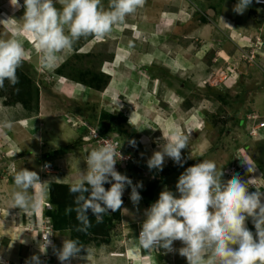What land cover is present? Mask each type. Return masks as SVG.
I'll return each instance as SVG.
<instances>
[{
    "label": "crops",
    "instance_id": "1",
    "mask_svg": "<svg viewBox=\"0 0 264 264\" xmlns=\"http://www.w3.org/2000/svg\"><path fill=\"white\" fill-rule=\"evenodd\" d=\"M236 3L237 0H145L143 7L138 8L134 14L126 17L124 24L116 26L113 31L105 37L112 40H114L113 38L117 39L116 42L118 47L116 54H114L113 60L108 62L112 64L109 86L114 90L117 96L121 95L120 99L122 100L120 101V105L112 101L110 103L113 104L112 107L114 110L124 113L130 126L136 130V135L132 136L130 141L136 140L140 146H143L147 150L153 147L152 152H155L157 149L160 150L165 139L171 138L173 133L195 137L198 133L200 134V131H204L205 127L202 128L200 123L203 121H201V117L198 115L195 119L193 118L190 120V115L186 114V109H180L181 103L177 105V101L175 100L173 103L166 100L169 103L170 114L167 112L163 113L162 111L165 110L164 108L161 110L156 107L150 108L144 106L140 101L144 93L148 91L151 92V89H156L159 83L162 84V86L159 87L162 91L161 95L166 96L168 94L172 99L181 97L173 88V91L168 93L170 88L167 87V85H169L168 79L170 78L172 80L173 76L168 73L169 69H173L180 77L184 67L188 68L187 66H190L189 64L194 66L195 64L193 61H199V68L205 65V68L210 69L208 72H204L201 75L202 77L216 68H226V65H231L235 70L234 75L236 76L233 78L232 84H236L237 79L243 78L246 80L249 79L252 84L260 81L257 85L260 84L261 87H264V84H261V82L264 83V33L261 34L259 27L255 26V17L249 15L252 13L246 10L243 14H238L233 10ZM204 8L209 9V12H214L216 16L212 18L211 21H199L200 23L197 22L191 27L194 20H198V16H201ZM195 9H199V11L196 12ZM198 12L201 13L198 14ZM260 30L262 31L263 28H260ZM169 32L173 33L170 35ZM180 36H186V42L182 43L183 40ZM213 38L215 44H218L214 51H211L213 50V47H211L213 46V43H211V39ZM258 38L259 40L261 38L260 41H262L263 44L261 42L260 48H256L254 54L260 57L256 59L257 61L248 64L246 60L244 62L243 59H241V49L243 46L252 47L254 43H257L256 39ZM180 47L182 48L181 50L185 49L186 52L180 53ZM247 49L252 50V48L249 47ZM210 52L219 53L221 56L220 61L219 58H217L218 55H215L210 63L204 60L203 57L207 56ZM145 66L155 67V69L158 70L162 68L161 71L166 72L167 77H154L153 73V77H151V75L150 77L143 75L142 69ZM177 82H180L182 85L181 89L186 88L185 79L182 80L179 78ZM192 82L198 83V79ZM192 82L188 81L187 83ZM70 86L73 85L70 84ZM72 89L74 91L72 95L73 99L80 100L83 103L88 102L90 100L89 94H93V91H96L77 82ZM90 90L91 92H89ZM85 91L87 94L82 96V93ZM252 93L253 92H250L248 94L253 98ZM260 94L261 92L259 91V94L254 96V102L248 101L249 104L245 105L249 112H251L250 106L253 108L259 106L262 100V98H258ZM262 95L264 96V94ZM98 97H102L101 100H104V102L110 100V97H104L103 93L99 94ZM260 97L262 96L260 95ZM257 98L258 101L256 102ZM137 100H139L140 104L137 103ZM158 106L159 108L161 107V105ZM256 111L257 112L252 110V112L260 115V117L255 116V120L248 118L249 115L246 114L249 112L244 115V117H246L245 125L246 122L248 124L247 128H249L252 123L258 124L259 121L264 119V113L262 111L260 112V110ZM69 112L75 115L74 112ZM61 114V111H46L45 115H36L34 119L32 118L28 121H26V119L14 120V122H12L13 127L11 129H6L5 132L10 140L9 144H5L4 141H2V135L0 134V146L3 148L4 153L3 157H0V166L2 170L9 173L7 175L9 177L6 176L7 178H2L0 181V214H3V211L9 212V216L15 214V219H19L20 217L21 219L25 218L23 215L24 212H21L18 208H13L12 205V193L17 190L13 182V177L18 169H28L26 164H28L27 161L30 158H32V163L36 158L37 162H39V160L45 161L41 167L35 170L41 182H44L43 185L39 183L36 184L32 190L36 206L26 211L34 213L37 221L41 220V217L45 216L48 210L46 203L50 201L49 183L58 182L73 184L79 178L81 171L86 169L87 165L83 148H89L90 152L91 147L87 146L85 142L80 143L78 147L66 144L68 139L75 137L77 130L71 127L74 131L66 133L68 130L67 125L71 126L72 124L70 121H65L64 117H61ZM244 117H241V119L243 120ZM55 119L57 120L56 122H54ZM152 119L156 123L158 122L157 120L160 121L155 125L150 121ZM186 119L189 120L186 121ZM240 125H242V123ZM66 135H69V137ZM40 137L45 140L50 139L51 141V138L54 137L56 140L55 142H62L58 145L60 147L53 146L55 149L47 150L44 146H39V142L41 143ZM154 138H160L163 141L158 143ZM126 143L130 144L129 141ZM67 146L69 147L67 151L58 154L63 156H58L56 154L51 157L52 159L48 160L51 152ZM206 146L209 148L210 143L206 142ZM134 147L136 148L137 146L134 145L133 148ZM13 151L14 154L11 153ZM148 151L149 153L151 152L150 150ZM219 152H221V150L219 146H216L214 155H218ZM185 153L186 149L182 150V155ZM57 156L62 159H58ZM227 157L230 165L236 159L238 169L236 173H233L227 178L226 169L229 166L225 167L223 169L225 180L231 179L235 174H239L242 179H252V182H255L257 185L253 187L250 186V184V192L257 191V189L264 192V174H260L262 172L261 169H264V165L255 162L256 160L254 161L253 157L249 154L240 152V148L236 150L235 154L231 153ZM2 160L5 161V163L2 164ZM47 163L54 169L52 172L60 171L59 174L50 171L48 174L46 173V175H44L43 166ZM136 165L135 163L130 167L134 172H132L133 174L130 173L131 178L128 177L137 184H142V180L145 177V170H150L151 174L149 175L153 177V179L148 180V183L159 178L156 173L157 169H149L148 165H141V170L135 171L137 169ZM248 169L250 171H248ZM170 184L171 181L168 180L165 186H161L157 198L152 203L146 204L142 198L138 205H134L131 201V188L129 187L124 197L125 199L120 209V214L126 210L127 214L125 218L127 216L132 217L143 208L148 209L151 204L158 200L160 192L165 189L172 191L178 196L179 193L176 187H172ZM146 185H143V187ZM137 190L141 193L139 188ZM122 221L123 224L121 229L117 232L118 235H116V231H114L115 229L113 228L110 232V239L108 241H101L102 236H98L99 241L92 240L87 243H82L83 249L81 250L79 258L72 260L71 264H162V259H164L166 263L168 262V254L170 253L165 252V250L158 249L149 252L139 245L137 235L143 222L138 226L134 222L126 223L124 220ZM246 224L247 227L255 233L256 230L251 218L246 221ZM26 232L27 234L24 235H27V237H24L22 241L20 240L21 245L17 246L18 250L21 251V249H23L25 252L23 255L20 254V251L14 255L12 254V258L15 260H24L25 258L30 260L33 255H37L41 260L40 251L36 249L40 244L38 229H28ZM70 234L68 230L63 232L56 231L55 240L58 247L62 246L64 239H71ZM176 243H178V241H175V244ZM107 245H110L109 247L113 245L115 248L106 247ZM112 251H125V256H110L109 254ZM55 258L56 264H60L56 255L53 259Z\"/></svg>",
    "mask_w": 264,
    "mask_h": 264
},
{
    "label": "clouds",
    "instance_id": "2",
    "mask_svg": "<svg viewBox=\"0 0 264 264\" xmlns=\"http://www.w3.org/2000/svg\"><path fill=\"white\" fill-rule=\"evenodd\" d=\"M255 2L259 4L264 0ZM252 3L253 0H237L233 10L243 14ZM11 4L17 10L23 7L24 14L19 21L9 19L16 23L22 20V28L34 37L41 64L54 70L79 40L88 37L103 40L116 26L124 24L126 17L143 7L145 0H108L107 8L103 0H23V5L19 0H11ZM248 47L254 52L258 46ZM26 55L27 50L20 39L0 38V88L4 87L5 81L11 85L19 83L17 72ZM109 71L111 74L112 70ZM262 121L264 119L259 123ZM12 127L11 120L0 121V128ZM115 135L119 138L118 134ZM188 139L187 135L180 133H173L171 138L165 139L160 150L148 160L149 169L162 170L166 157L183 166L182 150L187 148ZM129 143L135 145V141ZM120 148L106 143L91 150L86 159V169L70 186L76 207L69 211L77 214L81 224L78 231L86 232L92 226L89 210L97 223L102 222L109 210H119L126 188H131L130 199L134 205L142 199L137 189L143 185L133 184L130 176L116 170L117 162L123 158ZM13 182L17 189L12 193L13 208L20 209L26 216V211L36 206L32 190L36 184L43 185L44 182L36 171L26 168L15 172ZM251 183L252 179L244 180L239 174L225 180L223 169L218 168L214 161L202 160L187 167L176 184L179 195L165 189L160 192L158 200L145 210L139 234L141 247L149 252L158 249L168 253L178 251L186 258L187 264H264V192L258 189L250 192ZM105 184H110V188L106 189ZM46 207L48 210L52 207L50 201ZM28 217L30 221L36 220L32 212ZM249 218L255 233L247 227ZM33 224L39 231L42 254L52 247L60 264H71L72 260L79 258L83 247L78 239H64L59 249L55 247V234L59 230L53 227L47 214ZM46 227L52 233L50 239L48 235L43 240ZM175 241L183 245L178 250L173 247ZM26 264H42V261L33 255Z\"/></svg>",
    "mask_w": 264,
    "mask_h": 264
},
{
    "label": "rangeland",
    "instance_id": "3",
    "mask_svg": "<svg viewBox=\"0 0 264 264\" xmlns=\"http://www.w3.org/2000/svg\"><path fill=\"white\" fill-rule=\"evenodd\" d=\"M170 1V0H168ZM20 4L23 5V0H19ZM104 6L108 5V0H103ZM259 7H258V6ZM262 6V7H261ZM59 7V5H57ZM261 7V8H260ZM107 8V6H106ZM196 12L199 11V9H195ZM247 11H249L252 14H249L250 16L255 17V26L259 27V31L261 34L264 33V5L263 4H257L255 0H253V3L247 8ZM248 12V13H249ZM201 12H198V14ZM24 14V8L21 7L19 10L15 9L14 6L11 4V0H0V38L8 39V38H18L20 39L24 47L27 50V55L25 58V61L23 63V66L20 68L22 70L23 74H27L30 76L33 82H36L38 87L40 88V96L38 100L39 104V112L35 113V108L33 110H29L22 101L18 100L20 98H28V93L30 90H28L25 86H17V85H11L8 83V81H5L8 83V89L4 92H0V121H3L5 119H9L12 122L18 121L20 119H26V121L30 119H34V116L38 115H45L46 111H61L62 116L64 117L65 121L69 122L71 119H69V116H72L74 118L73 122L70 121L72 124L67 125L69 131H74L76 129L77 133L74 138L68 139L66 144L73 145V147H78L80 143L87 142L85 137H87V130L85 129V126L82 125V121L85 123H90V125H98V126H105L108 124V122L105 119H102V115L104 112L109 113H116L118 110H114L112 107L113 104L110 102H114L118 105H120V101L122 99L121 95H116L113 89L110 88L108 85L107 87L101 91L96 90L93 91V94L90 93V100L88 102L83 103L80 100L73 99V89L72 87L76 83V81L73 80L69 75H71V71H74L76 75L80 78L79 74L76 72L87 71L86 73H90V75H99V74H106L107 76H110L111 65H108L109 61L113 60L114 54H116V50L118 47L117 39L113 38L109 39L104 38L103 40H96L93 37L88 38H82L79 40L76 45L74 46L73 50L70 53H67L64 56V59L59 63V66L56 67L54 70L48 69L44 67L41 64V54L39 53L37 49V45L35 43L34 37L31 33L26 32L22 28V20L19 23L14 22L13 20L9 18H15L17 21H19ZM195 15V14H194ZM216 14L212 11L209 12V9L204 8V11H202L201 16H198V20H194L192 23L193 27L197 22H206L211 21L212 18H214ZM209 20H208V19ZM200 21V22H199ZM260 28H263L261 31ZM186 31V30H185ZM170 35L173 32H169ZM261 36V35H259ZM173 37V36H172ZM181 37V36H180ZM182 43L186 42V36L181 37ZM211 43H213V47L211 51H214L217 44H215L214 38L211 39ZM257 40V43H254L253 46H258L257 48H260L261 45V38ZM93 43V45H92ZM120 44V43H119ZM256 44V45H255ZM263 44V42H262ZM120 47V46H119ZM210 47V48H211ZM247 46H244V49H246L250 55H253L251 58L252 60H246L245 57H242L243 61L250 64L254 61H257L256 59L260 56L255 54L254 52H250L251 50L247 49ZM182 48L180 47V50ZM186 50H181L180 53H185ZM209 55V56H208ZM207 56L203 57L204 60H206L208 63L212 61V58H214L215 55H218L217 58H219L220 61V55L217 52H210ZM116 56V55H115ZM257 56V57H256ZM255 58V60H254ZM108 63V64H107ZM195 64L194 66L192 64H189L190 66H187L188 68L184 67L182 70V74L179 77L178 73H175L173 69H169L168 73L173 75L172 80L169 78V85L167 87H170L168 90V93L173 91V89L176 91V93H179L181 97H175L172 99L169 97L170 95H161V89H159L160 86H162L161 83L158 84L156 89H149L151 92H146L141 97L140 101L144 106H148L150 108L156 107L157 109H165L162 112L169 113V103L167 101H170L171 103L175 101L178 105L181 103L180 109H186V114L190 115V120L193 118L195 119L198 115L201 117V127L204 128V131H200V134L198 133L195 137L194 136H188V145L186 148V153L182 155L183 160V166L178 165L176 162H174L171 158L166 157L165 162L163 165L162 170L156 171L158 176H162L165 171L168 169L169 176L171 178V184L170 186H175L178 182V178L187 167L192 166L194 164H197L201 162L202 160H210L214 161L218 168L224 169L225 167L230 168L228 171L226 169V177L228 178L233 173H236V170L238 169V164L235 161L230 165V162L228 161V157L231 153L236 152L237 149L240 148V152H244L246 154H249L253 157L254 161L258 159L262 165H264V128L261 130L259 129L257 133L254 134V136L251 135V129L253 128V123L247 128V122L245 125V119L242 125L239 124V120L241 117H244V115L249 112L247 107L245 105L249 104L248 101L254 102V96L259 94V91L261 92V96H258V98H262V100L259 103L258 107L253 108L250 106V111L246 115H249L248 118L253 116L260 115L252 112V110L257 112L256 110H260L264 113V87H261V85H257V83H260V81H257L255 84H252V82L249 79H243L239 78L236 81V84H232V80L234 77V69L231 65H226V68H216L215 70L203 75H201L205 72H208L210 69L205 68V65H203L202 68H199V61H193ZM64 65H66L64 67ZM255 66V65H253ZM64 67V68H63ZM257 67V66H256ZM62 69L64 74H59L57 69ZM74 69V70H73ZM153 69V72H152ZM161 69H155L152 67H144L142 69V74L151 77H167V74L165 75ZM153 73V76H152ZM175 73V74H173ZM177 74V75H176ZM186 74V76H185ZM85 75V74H84ZM84 75L82 77H84ZM76 77V78H78ZM111 77V76H110ZM181 78L182 80L185 79L186 81V90L181 89L180 82H177V80ZM198 79V83L192 82ZM188 81H191L192 83H187ZM72 84L73 86H70ZM261 84H264L261 82ZM165 85V84H164ZM109 87V88H108ZM173 88V89H172ZM92 89V88H91ZM93 90V89H92ZM91 92V90L89 91ZM101 92V93H100ZM253 92V98L249 96L248 93ZM255 92V93H254ZM104 97L109 98L110 100L104 102V100H101L102 97H98L99 94H102ZM140 93V92H139ZM87 92H83L82 96H85ZM258 98L256 102L258 101ZM17 99V100H16ZM167 100V101H166ZM36 98H34L33 101L29 100L30 105L35 104ZM137 103L140 104L139 100H137ZM158 105H161L159 108ZM179 110V109H178ZM31 111V112H29ZM69 111L74 112L75 115L71 114ZM89 112V116L84 117V112ZM67 112V113H66ZM76 112V113H75ZM81 112V114H80ZM202 112V114H201ZM81 115V116H79ZM60 117V118H61ZM91 120H90V119ZM17 119V120H16ZM256 119V117L254 118ZM189 119H186L188 121ZM57 120L55 119L54 122ZM92 121V122H90ZM153 124H157L160 120L155 121L150 120ZM255 122V121H254ZM154 125V126H155ZM125 126L127 131L129 130L133 136L136 135V130L130 126L127 118L125 121ZM255 126H258L256 123ZM73 127V128H71ZM244 128V129H243ZM4 130V132H3ZM6 129L0 128V134L2 135V141L4 143H10V140L5 134ZM238 134V135H237ZM69 137V135H66ZM215 136V137H213ZM55 137V136H54ZM53 138L52 141L50 139H42L40 137L39 146H44L45 149L51 150L55 149L54 147H60L58 145L61 144L62 141L55 142L56 140ZM83 138V140H82ZM160 138H154L156 142L160 143L163 140H159ZM205 139V140H203ZM133 141V140H132ZM136 141V140H135ZM45 142V143H44ZM123 142V140H122ZM206 142L210 143L209 148L206 146ZM53 143V144H51ZM123 144L126 146L127 151L131 154V162L130 166L125 171V174L127 176H130V173L133 174L134 172L130 167L137 164V169L135 171L141 170V165H148V160L151 158L154 152H152L151 148H148L151 152L144 148L143 146H140L138 142L136 141L135 145L136 148H133V145L128 144L126 142H123ZM86 145V144H85ZM89 144H87L88 146ZM155 145V144H153ZM91 149H95V145H89ZM216 146H219L221 152H219L218 155H214V151L216 150ZM42 148V147H41ZM84 150V148H83ZM156 151H159L157 149ZM14 154V151L11 152ZM3 148L0 146V157H3ZM61 154V153H60ZM16 155V154H15ZM63 156V155H58ZM57 156V157H58ZM85 156V154H84ZM61 157H58V159ZM86 158V156H85ZM34 159V158H33ZM62 159V158H61ZM169 161V162H168ZM28 164H26V167L28 170L35 171L41 165L45 162L44 160H39L37 162V158L33 160L30 158L28 161ZM256 162V161H255ZM5 163V161L2 160V164ZM227 164V165H226ZM52 168V166H51ZM15 170V169H14ZM260 174H264V169H261ZM60 172V171H59ZM58 171L52 172L55 174H59ZM155 173V172H154ZM9 173L7 171H4L1 169L0 166V181L2 178H7ZM149 174H151L150 170H145L144 179L142 180V184L146 185L148 183L149 179H153ZM156 175V174H155ZM7 176V177H6ZM133 176V175H132ZM133 184H137L135 181H132ZM63 184V183H62ZM72 185V184H70ZM250 186H257L255 182H252ZM129 188V187H128ZM141 201V200H140ZM147 209V208H146ZM143 208L141 211L133 215L132 217L126 216L127 211L124 210V212H121V214L118 216H115L113 218V224H114V231H116V235H118V230L121 229L123 221L126 223H136L138 226L143 222L144 212L146 210ZM3 214H0V264H26V261H29L28 259H13L12 254L18 253L20 250H18V247L20 244V240H24V237H27L26 231L28 229H34L35 225L33 224V221L36 222L35 219H31L28 217L31 212H27V218L26 216L24 219H15L14 215L9 216V212H3ZM123 213V214H122ZM129 215V214H128ZM8 216V217H7ZM5 217V218H3ZM125 218V219H124ZM56 238V236H55ZM117 244V243H116ZM41 246V245H40ZM110 245H107L106 247H109ZM113 246V245H112ZM109 248H115V246ZM183 245L180 241L175 244L173 247L175 249H179ZM55 247L59 249L57 243L55 242ZM38 251H40L39 246L36 248ZM8 251V252H7ZM41 251H43V248L41 246ZM40 251L41 261L42 264H56V258L53 259L55 256L53 249L51 247V250L48 248L46 254H42ZM25 251L21 249L20 254L23 255ZM125 251H112L110 252V256L114 257H121L119 255H116V253H124ZM42 254V255H41ZM169 260L166 263L164 259H162V264H187L186 258L179 255L178 251L170 252L168 254ZM20 260V261H19Z\"/></svg>",
    "mask_w": 264,
    "mask_h": 264
},
{
    "label": "trees",
    "instance_id": "4",
    "mask_svg": "<svg viewBox=\"0 0 264 264\" xmlns=\"http://www.w3.org/2000/svg\"><path fill=\"white\" fill-rule=\"evenodd\" d=\"M65 66L66 65H64V67ZM63 68L57 69L58 70L57 72L61 75L62 74L65 75V71L63 72ZM76 72L79 74L80 78L78 77V75L74 73V71H71V75L69 76L73 78V80L75 79L74 81L78 83H82L94 90L101 91L105 88V86L107 87L110 83L111 77L107 76L104 73L99 74V75L98 74L90 75V73L88 74L86 73L87 71L81 70V72H78L76 70ZM152 72H153V69H152ZM163 73L166 75V72L163 71ZM17 75L19 76V83L15 85L25 86L28 90H30V92L28 93V98H20L18 100L22 101L23 104L29 110H33V108H35L36 111L34 112L38 113L39 104L37 102L40 96V88L38 87L36 82L32 81L29 75L23 74L21 69H18ZM83 75L84 77H82ZM7 89H8V83L5 82L4 87L0 88V92H4ZM34 98H36L37 101H35L34 105H30L29 100L33 101ZM88 113L89 112L85 111L84 117L86 116L90 117ZM102 119H105L109 124V125L106 124L105 126H102L103 131H104L103 133L118 134L120 140L121 141L123 140V142H127L131 140V137L133 136V134L129 130L127 131L126 129V126H125L126 117L123 112H118V113L104 112L102 115ZM244 119H246V117H244ZM243 120L240 119L239 124L241 123L243 124ZM87 142H88L87 144L89 145L93 144L92 140L90 141L88 140ZM68 149L69 147L67 146V147L60 148L58 150L51 152L50 156L48 157V160L52 159L51 157L53 155H56V154L58 155L62 152L67 151ZM256 162L260 164V161L258 159H256ZM167 171H165L162 176H159L158 179H154L150 181L145 187L139 188L141 192L140 195L146 204L152 203L157 198V195H158V192L161 186H165L168 180H170L169 178L171 177L169 176V173ZM70 186H71L70 184H62L58 182L49 183L50 204L52 207L49 210H47L46 214L51 218L53 227L56 230H59L62 232L68 230L71 233L70 234L71 239H78L81 244L87 243L88 241H92V240L99 241L98 236H102L101 241H108L110 239V232L114 228L113 218H115V216L119 217L121 208L117 210L116 212H112L111 210H109V213L104 215L103 220L100 223L96 222L95 217L92 215L91 211L89 210L88 215L90 217L92 226L88 228L86 232L78 231L77 229L81 227V224L76 218L77 214L75 211H69V209H74L76 207L74 203L75 196L70 192L69 190ZM104 187L108 189V184H105ZM122 199L124 203L125 198H122Z\"/></svg>",
    "mask_w": 264,
    "mask_h": 264
},
{
    "label": "built area",
    "instance_id": "5",
    "mask_svg": "<svg viewBox=\"0 0 264 264\" xmlns=\"http://www.w3.org/2000/svg\"><path fill=\"white\" fill-rule=\"evenodd\" d=\"M259 4L264 5V2L259 3ZM250 52H252V51H250ZM241 54H242V57H245L246 60H248V61L253 59V58H251L253 55H250V53L245 49L241 50ZM254 60H255V58H254ZM69 119H71L70 120L71 122H73V120H74V118H72V116H69ZM82 125L85 126V129L87 130L86 132L88 134L87 137H85V139L87 141L92 140L93 144H95V149L101 147L102 145H104L106 143H112V144H116V145L121 146L120 152H121L123 158L117 162L115 167H116L117 171H119L122 174H125V171L130 166V162L132 160L131 154L127 151L126 146L119 140L117 135L109 134V133H103L104 131H103V128L101 126L90 125V123H85L84 121H82ZM263 126H264V121L260 122L258 124V126L253 125V128L251 129V133L254 135ZM84 150H85V153H86L85 156L87 159V156L89 154V148L85 147ZM91 150H94V149H91ZM117 151H119V147L117 148ZM53 170L54 169L51 168V166L48 163L44 164V166H43V171L45 173L44 175H46V173L48 174L50 171L52 172ZM110 186L111 185L108 184V188H110ZM126 190H127V188H126ZM126 190H125L123 196L125 195ZM48 222L49 221L46 220V223H48ZM140 231H141V229H139L138 235H137L139 245H140V241H139ZM51 233H52V230L49 227H46L45 231L43 232V240H46L48 235H49V239H50ZM124 254L125 253H116V255H119V256H124Z\"/></svg>",
    "mask_w": 264,
    "mask_h": 264
}]
</instances>
